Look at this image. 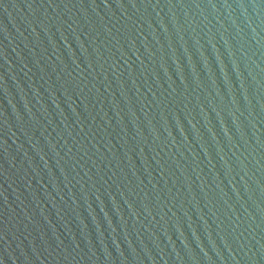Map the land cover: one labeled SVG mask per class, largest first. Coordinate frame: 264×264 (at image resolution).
I'll return each instance as SVG.
<instances>
[{
    "label": "water",
    "instance_id": "95a60500",
    "mask_svg": "<svg viewBox=\"0 0 264 264\" xmlns=\"http://www.w3.org/2000/svg\"><path fill=\"white\" fill-rule=\"evenodd\" d=\"M0 264H264V0H0Z\"/></svg>",
    "mask_w": 264,
    "mask_h": 264
}]
</instances>
